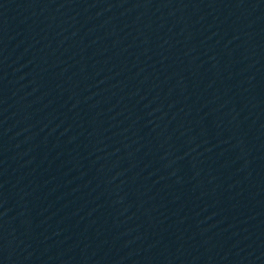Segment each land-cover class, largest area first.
I'll list each match as a JSON object with an SVG mask.
<instances>
[{
	"label": "water",
	"instance_id": "95a60500",
	"mask_svg": "<svg viewBox=\"0 0 264 264\" xmlns=\"http://www.w3.org/2000/svg\"><path fill=\"white\" fill-rule=\"evenodd\" d=\"M96 14L165 33L264 76V0H0Z\"/></svg>",
	"mask_w": 264,
	"mask_h": 264
}]
</instances>
